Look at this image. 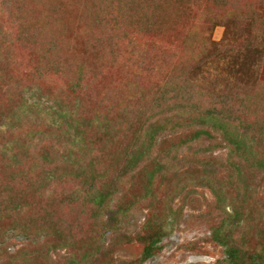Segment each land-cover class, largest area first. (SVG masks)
Here are the masks:
<instances>
[{
  "label": "rangeland",
  "instance_id": "obj_1",
  "mask_svg": "<svg viewBox=\"0 0 264 264\" xmlns=\"http://www.w3.org/2000/svg\"><path fill=\"white\" fill-rule=\"evenodd\" d=\"M85 1L24 0L32 13L39 12L38 19L46 28L41 30L42 39L38 36V42L31 44L20 33L14 39L25 25L23 28L10 19L14 3L0 0V129L8 130L0 133V264H222L223 247L210 237L212 196L206 188L194 186L196 181L187 185L182 177L173 181L186 185L185 191L192 189L194 201L176 195L168 204L167 191L155 193L154 217L163 223L166 233L158 244L160 248L139 262L143 243L130 234L132 221L125 236L119 231L110 235L93 222L85 206L66 200V188L72 181L64 188L65 194L61 187H55L44 197L35 194L41 180L28 174L26 167V178L16 174L22 167L9 165L4 147L18 148L20 155L18 144L35 136L43 120L22 119L24 126L18 128L15 124L21 123L7 117L12 113L21 116L25 102L37 91L42 102L47 104V100L49 105L55 97L70 94L67 85L74 77L73 71L53 75L54 66L63 63L69 70L81 63L85 67L80 77L84 87L82 110L88 114L87 119L103 121L106 112L115 110V98L125 93L124 86L126 91L138 85V89L149 92L156 80L169 79L166 70H171L174 62H167L166 55L174 60L182 58L187 69L188 59L191 63L204 36L228 43L232 58L246 61L242 74L230 73L236 87L227 85L226 90H217L226 84L228 75L218 68L217 72H226V76H211L216 88L213 95L241 89L240 96H245L241 104L250 111L248 122L264 125V0H92L90 16L95 17L96 11L98 23L77 8H83ZM52 6L59 10L56 16L50 11ZM145 17L159 21V35L144 26ZM47 38L54 39L55 49L47 50ZM186 42L190 43L189 49ZM159 45L163 56L155 50ZM178 66L168 73L170 79L183 67ZM186 139L188 136L177 135L165 148H183ZM104 142L109 146L104 135L94 139L90 150H102ZM225 153V149L214 151L221 157ZM20 160L27 163L22 156ZM66 171V175L71 172ZM140 205L136 202L132 208ZM40 228L47 234L44 238L36 235ZM245 242L252 248L264 244L251 237Z\"/></svg>",
  "mask_w": 264,
  "mask_h": 264
},
{
  "label": "trees",
  "instance_id": "obj_2",
  "mask_svg": "<svg viewBox=\"0 0 264 264\" xmlns=\"http://www.w3.org/2000/svg\"><path fill=\"white\" fill-rule=\"evenodd\" d=\"M11 1L14 4L10 19L23 28L25 25L23 31L15 33L14 39L20 33L36 44L38 36L43 37L44 27L38 19L39 12L32 13L24 0ZM93 1L86 0L83 8L75 7L89 17ZM50 11L53 16L59 12L54 6ZM90 19L99 22L96 11ZM151 19L143 18V24L159 35L161 25L155 18ZM202 40L191 63L188 59L187 69L182 58L174 60L166 55L167 62L173 61L175 69L165 68L169 79L156 80L149 92L138 89V85L126 91L124 86L125 93L115 98L112 107L115 110L106 112L103 121L87 119L88 114L82 110L84 87L80 77L85 72L84 65L78 63L76 68L72 65L68 70L58 63L53 75H66L71 70L74 73L75 78L67 85L70 94L55 97L53 105H49L47 100V104L42 102L37 91L36 96L25 102L21 116L9 115L8 119L21 123L15 124L18 128L24 126L22 119L43 122L35 136L18 144L20 155L18 148L11 146L4 147L3 155L12 167H22L16 174L25 177L26 167L28 174L41 180L34 190L37 195L45 197L55 187H61L65 194L64 188L72 181L66 188V200L85 206L103 232L112 235L119 231L125 236L129 220L132 221L134 229L130 234L143 243L139 262L160 248L158 244L166 233L163 223L154 217L155 193L167 191L168 204L176 195L194 201L193 190L184 188L188 182L196 181L194 186L206 188L212 196L210 237L223 247L222 264H264V244L252 248L245 242L248 237L264 241V125L248 122L250 111L241 104L245 98L240 96L241 89L213 95L216 88L211 76L224 78L228 74L224 79L226 84L217 90H226L227 85L236 87L232 75L242 74L246 61L240 57L233 59L226 42L222 44L204 36ZM185 45L189 49L190 43ZM45 46L47 50L55 49L56 42L47 38ZM155 50L163 56L160 45ZM181 64L178 75L170 79L168 73ZM218 68L226 72H217ZM7 132L0 129V133ZM102 135L109 146L104 142L102 150L91 151L92 141ZM177 135L188 136L183 148H165ZM220 149L226 150L223 157L214 154ZM21 156L27 162L25 165ZM66 170L71 172L66 175ZM180 177L186 185L173 182ZM136 202L141 203L140 207L132 208ZM40 230L36 235L44 238L47 234L44 228Z\"/></svg>",
  "mask_w": 264,
  "mask_h": 264
}]
</instances>
